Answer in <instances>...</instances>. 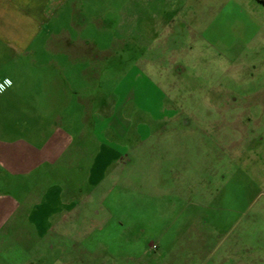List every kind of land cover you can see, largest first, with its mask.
<instances>
[{"label": "rangeland", "instance_id": "rangeland-1", "mask_svg": "<svg viewBox=\"0 0 264 264\" xmlns=\"http://www.w3.org/2000/svg\"><path fill=\"white\" fill-rule=\"evenodd\" d=\"M49 29L75 49L0 59V136L68 139L0 167V264H264V1L65 0Z\"/></svg>", "mask_w": 264, "mask_h": 264}, {"label": "crops", "instance_id": "crops-1", "mask_svg": "<svg viewBox=\"0 0 264 264\" xmlns=\"http://www.w3.org/2000/svg\"><path fill=\"white\" fill-rule=\"evenodd\" d=\"M64 1L0 0V59H7L12 62L13 59L22 56H35L37 48L40 46H38L39 42L43 43L44 51L56 47L57 42H62L65 48L63 53L68 52L70 48L75 49V43L69 35H54L49 29L51 19L62 7ZM70 57L75 56L70 55ZM4 65L5 63L2 67ZM13 85L14 81L10 77L3 76L0 78V92H8V88ZM94 115H90L89 118H95ZM48 136L40 148L36 144H30V142L27 144L26 142L14 141L13 137L0 136V167L7 171L10 170L13 175H29L49 161L56 160L63 147L66 146L68 139L58 130L52 133V136ZM50 196V201L48 200L47 203L51 206H48L46 210H52L56 201H60V205L64 208H71L70 202H61L56 195L51 194ZM2 198H0V228L4 219L9 218L17 206L15 200L3 199L4 201L1 202ZM5 202H10L9 210H5L7 204Z\"/></svg>", "mask_w": 264, "mask_h": 264}, {"label": "snow or ice", "instance_id": "snow-or-ice-1", "mask_svg": "<svg viewBox=\"0 0 264 264\" xmlns=\"http://www.w3.org/2000/svg\"><path fill=\"white\" fill-rule=\"evenodd\" d=\"M5 83H8V81H5Z\"/></svg>", "mask_w": 264, "mask_h": 264}]
</instances>
